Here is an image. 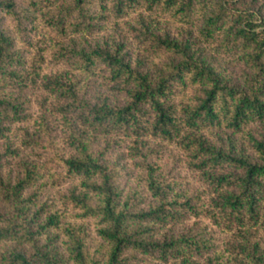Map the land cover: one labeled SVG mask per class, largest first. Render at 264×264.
<instances>
[{
    "label": "trees",
    "instance_id": "1",
    "mask_svg": "<svg viewBox=\"0 0 264 264\" xmlns=\"http://www.w3.org/2000/svg\"><path fill=\"white\" fill-rule=\"evenodd\" d=\"M0 264H264V0H0Z\"/></svg>",
    "mask_w": 264,
    "mask_h": 264
},
{
    "label": "rangeland",
    "instance_id": "2",
    "mask_svg": "<svg viewBox=\"0 0 264 264\" xmlns=\"http://www.w3.org/2000/svg\"><path fill=\"white\" fill-rule=\"evenodd\" d=\"M177 150L174 149V147H168L166 152L163 154V157L161 158V161L166 163L169 166H172L174 164H178V162H176L175 158L177 157ZM161 157V156H160ZM183 171V168H182ZM197 220L196 222L199 225H203L206 226L209 230H211L213 232V234L216 236L218 243L221 242V240L223 239L224 235L221 233V231L216 227V225H214L209 218H205V217H200L198 219H194ZM192 220V222L194 221Z\"/></svg>",
    "mask_w": 264,
    "mask_h": 264
}]
</instances>
